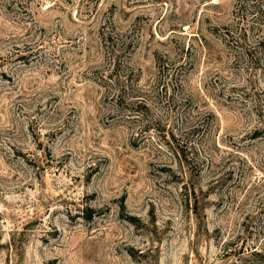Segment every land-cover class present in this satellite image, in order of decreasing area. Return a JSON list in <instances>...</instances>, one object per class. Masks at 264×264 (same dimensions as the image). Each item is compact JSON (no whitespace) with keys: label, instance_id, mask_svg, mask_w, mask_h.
I'll return each instance as SVG.
<instances>
[{"label":"rangeland","instance_id":"1","mask_svg":"<svg viewBox=\"0 0 264 264\" xmlns=\"http://www.w3.org/2000/svg\"><path fill=\"white\" fill-rule=\"evenodd\" d=\"M0 264H264V0H0Z\"/></svg>","mask_w":264,"mask_h":264}]
</instances>
